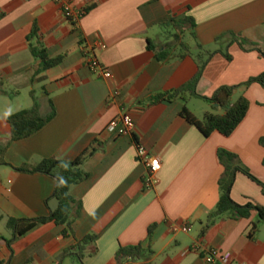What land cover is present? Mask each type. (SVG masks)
Wrapping results in <instances>:
<instances>
[{
	"label": "crops",
	"instance_id": "0c3cea01",
	"mask_svg": "<svg viewBox=\"0 0 264 264\" xmlns=\"http://www.w3.org/2000/svg\"><path fill=\"white\" fill-rule=\"evenodd\" d=\"M72 8L83 13L76 25L64 18L55 0H0V264H57L65 249L89 235L96 240L85 264H117L120 248L138 245L150 255L136 264H208L204 258L212 254L230 255L228 264H264V223L256 212L247 219L221 217L202 235L220 198L224 169L218 150L236 155L264 184V88L243 86L264 74V59L254 49L264 52V0H72ZM180 17L192 18L195 28L186 26L182 34L168 26ZM164 30L170 40L178 33L179 42L161 62L149 47L164 50L169 43ZM34 31L37 38L31 39ZM243 40L248 43L241 48ZM36 42L62 62L33 79L40 65L30 49ZM198 47L220 53L209 59L197 94L211 98L220 88L238 87L232 103L249 102L230 137L213 133L205 138L180 116L185 107L202 121L213 113L208 103L193 110L192 99L184 96L153 104L195 76L198 56L208 60ZM87 52L111 78L91 72ZM35 104L45 117L54 110V118L34 136L12 142L7 118ZM123 115L134 120L133 134H108ZM137 145L161 163L152 190L144 188L147 169L137 160ZM83 155L87 178L70 191L82 204L73 234L64 237V227L48 223L9 245L10 219L44 218L57 208L51 199L53 179L17 169L49 159L74 162ZM231 198L240 206L264 209L261 188L241 173ZM174 225L191 231L172 233Z\"/></svg>",
	"mask_w": 264,
	"mask_h": 264
},
{
	"label": "trees",
	"instance_id": "16d2710c",
	"mask_svg": "<svg viewBox=\"0 0 264 264\" xmlns=\"http://www.w3.org/2000/svg\"><path fill=\"white\" fill-rule=\"evenodd\" d=\"M3 18L4 15L0 14V21ZM168 26L173 27L174 30H178L184 34L186 26L195 28V22L192 18L180 17L177 19H171L168 23ZM36 38V31H34L31 39ZM173 38L175 39V42L167 43L164 46V50L162 52H158L155 48L153 49L149 47V50L157 53L156 57L158 61L162 62L169 59L171 47L176 46V44L179 42V34H174ZM247 43L248 41L243 40L241 43H239V45L241 48H243V45ZM180 47L182 51L186 49L184 45H180ZM30 49L32 55L40 61L39 67L34 72L33 79L45 73L46 71L59 66L62 62V58L51 59L48 56L47 51L42 48L39 42L31 44ZM254 49L264 59V52L257 49L256 47H254ZM198 50L203 52L201 47H198ZM217 53L220 52H203V56L208 57V60L201 62L200 57L202 56L197 57V59H199L198 71L187 84L171 93L159 95L153 101V104L162 102L172 103L179 98L187 96L189 99H201L211 105L213 113H206L202 121H198L192 114L188 112L185 107L180 113V116L188 124L196 127L205 138L210 137L213 133H219L224 137H230L243 122L249 109V102L245 98H240L235 104L232 103L234 91L238 87L220 88L211 98L200 97L197 94L196 89L202 78L203 71L209 59ZM225 56L229 58L227 54ZM253 83H257L264 88V74L257 78L251 79L243 86L248 87ZM218 110H220L223 114H218ZM54 116V110H52L51 114L46 117L41 115L36 104L30 110H24L9 116L7 118V122L11 126L12 130L11 141H22L34 136L40 130H42L54 118ZM261 145L264 147V139L261 140ZM85 155L74 162H64L55 159H49L44 160L33 167L24 166L20 169H17V171L20 173L41 174L53 179L55 181V190L51 199L57 203V208L55 210H50L49 216L44 218L23 220L10 219L7 223V229L12 232L13 237L8 242L9 245H11L17 239L28 234L37 226L48 223H54L56 226L64 227L62 231V235L64 237L71 236L73 234L72 225L81 216L82 204L71 197L70 191L73 186L83 182L87 178V175L81 169ZM217 158L219 164L224 169L223 176L219 180L220 198L216 209L208 215L205 221L204 227L202 229V235H204L206 231L221 217H229L233 220L247 219L250 217L252 212H256L258 218L264 223L263 208L253 205L252 203H248L245 206H240L236 204L231 198V190L238 173L245 175L250 180L255 182L261 188L263 195L264 184L259 182L246 168L240 165L236 155L221 149L217 152ZM95 240L96 236L89 235L83 240L77 242L75 246L65 249L58 256L57 264H62L67 258H75L82 264H85L84 260L87 254V249L90 245L95 243ZM149 255L150 252L148 250L144 249L141 245H138L120 248L116 254L115 260L117 264H136L138 262L145 263L148 260Z\"/></svg>",
	"mask_w": 264,
	"mask_h": 264
},
{
	"label": "built area",
	"instance_id": "2783aa9c",
	"mask_svg": "<svg viewBox=\"0 0 264 264\" xmlns=\"http://www.w3.org/2000/svg\"><path fill=\"white\" fill-rule=\"evenodd\" d=\"M56 4L59 6L60 11L64 18L71 22V24L76 25L83 13L76 12L72 8V0H55ZM87 66L94 75L103 77L105 79L111 78V74L103 68L96 57L87 52ZM119 93H114L108 98L109 102L116 99ZM135 130L134 120L128 116L123 115L116 120H114L108 127V134L111 135H121L130 136ZM137 160L141 162L147 169L144 178V188L146 190H152L159 183L158 174L161 171V163L157 157L152 155L143 145H137ZM191 229L189 227L183 226H172L171 232L177 233L181 232L184 234H189ZM205 262L208 264H228L230 260V255L216 256L214 254L206 256L204 258ZM132 264V263H129Z\"/></svg>",
	"mask_w": 264,
	"mask_h": 264
},
{
	"label": "rangeland",
	"instance_id": "374dc122",
	"mask_svg": "<svg viewBox=\"0 0 264 264\" xmlns=\"http://www.w3.org/2000/svg\"><path fill=\"white\" fill-rule=\"evenodd\" d=\"M163 32H164L162 34L163 38H166V40L169 41V43H174L175 42V39L174 38H172L170 40V37L169 36L167 37L168 32H169L168 30H164ZM2 101H5V100H2ZM190 101L191 102H190L189 107H190V109H193V110H198L197 107H199L201 105H207L206 102H202V101L197 100V99H192ZM2 232L6 234L7 231H6V229H3ZM62 264H82V263L80 261H78L77 259H75V258H67L66 260L63 261Z\"/></svg>",
	"mask_w": 264,
	"mask_h": 264
}]
</instances>
